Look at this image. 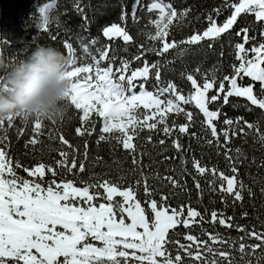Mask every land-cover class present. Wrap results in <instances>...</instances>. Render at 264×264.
<instances>
[{
    "label": "snow or ice",
    "instance_id": "snow-or-ice-1",
    "mask_svg": "<svg viewBox=\"0 0 264 264\" xmlns=\"http://www.w3.org/2000/svg\"><path fill=\"white\" fill-rule=\"evenodd\" d=\"M135 4L139 5L140 0H135ZM75 7L82 16V34L76 38L77 43L74 45L69 32L63 40V46L71 60L67 76L72 80V87L67 99L76 110L82 112L79 118L80 126L74 130L76 135L83 137L85 134H93L95 121L91 116L95 113L102 120L97 143L114 139L118 144H122L124 149L135 153L133 138L138 137L145 127L162 131L165 136H171L173 130H178L181 134L188 133L195 123L194 114L186 111L181 105L194 103L203 114L201 124L204 136L210 135L214 138L207 139V144H215L217 155H220V149H223L230 174L216 166L208 169L194 157L192 166L200 176L211 172L209 190L221 195L220 203L224 208L212 209L210 219L206 220L207 208L202 213L190 203L181 204L179 208L172 207L169 198L179 193L161 194L158 201L154 197L159 189L148 184V176L143 171H139L138 178L127 183L126 187L121 183L127 182L124 175L110 180L101 179L98 174L92 173L88 179L80 178L77 181L75 177L78 173L85 172V163L77 159L78 149L63 135L60 140L72 151H60L61 158L55 159L54 163L40 161L35 166H29L16 160L13 166V160L7 151L8 145L5 143L7 136H0V144L4 145L0 147V264H188L189 261L196 264H264V231H257L255 226L249 231L246 226L235 223L237 202L245 200V192L249 197L254 193L252 188L239 178L237 165L247 159L246 154L240 147L234 150L229 147L232 138L239 135H251L255 143L264 146V0H224L220 8L213 9L216 16L222 14V9L229 10L230 14L222 24L218 25L209 13L206 29L202 32L194 31L181 40L175 37L169 39L171 29L185 26L184 22L191 8L178 11L171 3H165V0H152L146 5V10L148 13H156V19L149 17V24L154 30L142 33L146 41L150 42L149 46L146 47L144 43L137 46L130 31L121 26V23L112 22L102 28V37L107 41L119 38L126 46L137 47V54L131 59H118L117 50L111 44L103 42L100 37L92 38L88 33L89 18L84 14L87 5L82 7L76 3ZM52 9L51 3L39 8L42 21L40 27L45 31L49 30L52 23ZM136 10L134 6L131 12L133 21L139 20ZM242 13L253 14L254 22H259L258 36L247 26L235 32V36L240 37L243 42L234 44L235 60L238 64L232 63L227 74H224L218 65L204 71L197 66L192 72H182L181 76L191 85V91L187 95L171 80L166 83L162 81L161 69L170 63L169 61L149 62L146 59L148 53L164 57L170 50H176L178 58L190 52V46L198 45L201 41L220 40L237 24ZM119 19L121 22L126 21L128 13L122 9ZM0 43L11 47V43L2 41V38ZM208 47L211 48L212 44H208ZM221 47L223 49L224 45ZM78 50L80 56H77ZM127 50L125 47L124 51ZM249 52L253 54L251 58ZM223 55L224 51L221 50L220 56ZM142 57L143 66L131 70L130 75H126L131 63L141 60ZM78 59L83 61L79 66ZM12 62L15 63V60ZM117 63L119 66L114 70L113 65ZM153 71L156 84L152 87L155 92L147 91L144 87ZM197 76L202 82H198ZM137 78L144 81L139 85V94L133 91ZM245 78H250L247 84L243 83ZM0 84H5V78L2 76ZM233 97L244 98L247 103L241 106L248 111H251V106L261 110L258 118L253 121L243 116L228 118L222 108L230 105L229 98ZM140 105H143V109L154 108V111L151 114L138 111ZM168 113H175L177 116L182 114L188 123L177 124L173 120L170 125ZM20 118L27 125L28 120ZM44 119L48 118L37 115L32 129L35 135L25 143L26 148L32 145L34 152H43V149H36L35 146L43 143L40 136ZM149 120L153 122L148 123ZM5 122L11 128L14 118L0 120V132L4 131ZM158 125L162 127L158 128ZM190 134L197 139L201 138L196 132ZM151 139L149 136L148 140ZM164 143L163 139L159 141L160 145ZM172 145L178 152L183 149L179 137L172 140ZM233 151L235 155L231 154ZM83 155L87 159V140L84 143ZM261 163L264 164V161ZM132 164L134 167L131 173L135 175L139 168L135 155ZM183 164H186V161L182 158ZM18 169H22L28 177H38L41 182H45L46 173H51L52 178L46 182L47 187H43L36 179L19 175ZM69 174L74 179L61 178L59 182L56 179ZM157 178L169 181L173 189L186 191L172 176L160 178L157 174ZM193 179L195 180V177ZM141 187L145 206H142L141 199L137 197ZM195 187L198 190V202L202 203L203 188L198 180L195 181ZM100 189H103V193ZM260 192L264 194V187ZM116 197L122 199L116 200ZM99 199L106 202L99 203L97 207L93 201ZM240 206L243 207L242 204ZM228 208L233 209L232 215L226 214ZM241 215L242 218H247L249 213L243 211ZM126 220H130V223ZM205 223L213 228L219 225L225 230L235 229L243 235L231 237L219 231L209 232L203 227ZM195 224L201 225L199 235L182 234L178 231V226L191 229ZM57 226L62 230H57ZM181 235L187 244L181 243L178 238ZM202 236L207 239H202ZM89 238L100 242L102 246H95L89 242ZM245 238L254 239L256 243H246ZM224 245H227V248H224Z\"/></svg>",
    "mask_w": 264,
    "mask_h": 264
},
{
    "label": "trees",
    "instance_id": "trees-1",
    "mask_svg": "<svg viewBox=\"0 0 264 264\" xmlns=\"http://www.w3.org/2000/svg\"><path fill=\"white\" fill-rule=\"evenodd\" d=\"M151 2L152 0H140V4L136 5L135 0H0V38H2V41L11 43V47L8 44L0 43V56L5 59L7 64L13 65L20 59L30 55L31 51L38 44H50L67 55L66 48L63 46L65 36L70 32L71 42L75 45L77 43L76 38L82 34V16L75 7L76 3H79L82 7L87 5L84 8V14L89 18L88 33H90V36L92 38L100 37L103 42L111 44L117 50L118 59H131L133 55L137 54V47L126 46L119 38L115 41H107L106 38L102 37V28L110 25L112 22L121 23V26L126 27L130 31L137 46L141 43H144L146 47L149 46L150 42L146 41V37L142 33L154 30L149 24V17L156 19V13H148L146 10V5ZM48 3L53 5L51 12L52 23L49 26V30L45 31L40 27L42 21L39 15V8ZM165 3H171L178 11L183 8H191V12L184 22L185 26L173 27L169 39L175 37V39L181 40L190 36L194 31L202 32L208 26L207 16L209 13L213 15L218 25L222 24L230 14L229 10L226 9H222V14L219 16H216V13L213 12L214 8L221 7L224 0H165ZM134 6L137 9L136 16L139 17L138 21H133L131 18V12ZM122 9L128 13V19L124 22H121L119 19ZM258 24L259 22H254L253 14L242 13L241 17H238L237 24L229 30V33H225L220 40L201 41L198 45L190 46L191 51L178 58L176 57V50H170L164 57H158L153 53H148L146 59L149 62L160 61L164 63L166 60L169 61L170 63L161 69L162 81L166 83L171 80L187 95L191 91V85L186 78L181 76V73L192 72L197 66L201 68V71H204L213 65H218L222 68L224 74H227L232 63L238 64V61L235 60L234 44L236 42H243L240 37L235 36V32L239 31L241 27L247 26L253 29V34L258 36ZM208 44H212V47L209 48ZM222 44L224 45L223 49L221 47ZM125 47H127V51H124ZM246 47L249 46L246 45ZM221 50L224 51L223 56H220ZM80 55L81 53L78 50L77 56ZM252 55L249 52V58ZM143 59L142 57L141 60H134L126 75H130L131 70L142 67ZM13 60H15V63L12 62ZM82 62L78 59L77 66ZM118 66V63L113 65L114 70ZM6 74V70H0V76L5 78ZM217 75L219 76L220 73L218 72ZM197 79L198 82H202L199 76H197ZM249 79L245 78L243 83L247 84ZM134 83L136 84L134 90H136L144 81L142 78H137ZM155 84L156 81L153 71L150 73L148 82L144 84L145 90L155 92V88L152 87ZM212 91L214 92L215 89ZM161 99H164V97H161ZM229 99L231 101L230 105L222 108V112L226 113L228 118L235 119L236 117L243 116L249 121L258 118L261 110L255 106H251V111L243 108L241 105L247 103L244 98L233 97ZM68 104V112L63 118L59 120L44 119L42 121V134L40 139L43 143L35 146L36 149H43L42 153L40 151L34 152L32 145H28L27 148L25 147L26 141L35 135L32 131L35 118L28 120L27 125H25L22 118L17 117L14 119L11 128L5 122V129L3 132H0V136H7L5 143L8 145L7 151L13 160V166L16 160L29 166H35L40 161L48 164L54 163L55 159L61 158L59 156L60 151H72V149L64 145L60 140V136L63 135L74 148L78 149L77 159L85 163V172L78 173L75 177L77 181L80 178L88 179L92 173L98 174L101 179L110 180H116L118 176L124 175L127 178V182L122 181L121 183L126 187L127 183L134 182L138 178L139 171H143L148 176V184L152 188L159 189V192L154 197L158 201L161 194L179 193V195L170 196V205L179 208L181 204L188 205L190 203L192 207L197 208L202 213L207 208L208 215L206 216V220L210 219L212 209L221 210L224 208V205L220 203L221 195L218 192L213 193L209 190L208 182L212 179L211 172H206L204 176H200L192 166V159L194 157L208 169L216 166L219 170L230 174L227 167L228 162L223 155V149H220L221 154L217 155V147L215 144L212 146L207 144V139L214 138L210 135L207 137L204 136L201 124L204 119L203 114L199 112V109L195 107L194 103L181 105L186 111H191L194 114L195 123L190 127L188 133L181 134L178 130H173L171 136H165L162 131L151 130L145 127L138 137L133 138L132 143L136 145L135 153L131 150L124 149L122 144H118L114 139L101 141L98 144L97 140L100 134V128L102 127V120L95 113L91 116V119L95 121V131L93 134L91 136L87 134L83 137L77 136L74 130L77 126H80L81 122L79 118L82 112L76 110L70 102ZM214 107L215 105L212 106L213 110ZM138 111L151 114L154 110L140 107ZM167 115L170 125L173 120L177 124L188 123L182 114L177 116L175 113H168ZM152 122L153 120L148 121V123ZM160 127L162 126L158 125V128ZM218 127H223V125H218ZM245 130L247 131L246 128ZM191 132H196L201 138L197 139V137L190 134ZM49 134L51 139H49ZM149 136L152 137L151 141L148 140ZM177 137H179V141L183 145V149L179 152L172 145V140ZM161 139L165 141L163 145L159 144ZM86 140L88 141L87 159L83 155ZM3 146L0 144V147ZM229 147L233 150L240 147L246 154L247 159L237 165L239 168V178L248 187H251L254 193L253 196L249 197L247 192H245V200L243 202H237L235 223L246 226L249 231L253 229V226H255L257 231H264V194L260 192V189L264 187V164L261 163L264 161V146L255 143L251 135L247 137L239 135L232 138ZM231 154L235 155V152L233 151ZM133 155L139 161V168L135 175L131 173V169L134 167L132 164ZM253 157H255V161H253ZM182 158L186 161V164L182 165ZM185 168L187 171H184ZM17 172L27 179H36L37 182H41L38 177H28L22 169H18ZM157 174L160 178L172 176L184 186L186 191L173 189L169 181L158 179ZM193 177H195V180ZM51 178V173H46L45 182H41L42 186L47 187L46 182ZM61 178L65 180L74 179L70 174L57 177L56 179L59 182ZM196 180L200 182L203 188L202 203L198 202V190L195 187ZM218 185L219 181H217V187ZM100 192L103 193V189H100ZM137 197L141 199L142 206H145L142 187L137 193ZM229 199L231 201V198ZM104 202L106 201L103 199L94 201L96 205ZM241 204L243 207L240 206ZM243 211L249 213L247 218H242L241 214ZM226 214L232 215L233 209L228 208ZM203 227L207 228L209 232L219 231L231 237L243 235V233H239L235 229L225 230L219 225L213 228L212 225L205 223ZM200 229V224L193 225L191 229H184L182 225L178 226V231L182 234L191 233L199 235ZM178 238L181 243H188L183 239V235ZM201 238L207 239L206 236H202ZM245 242L256 243L254 239L248 240L247 238H245ZM216 246L220 247V245ZM223 247L227 248V245ZM188 264H196V262L189 261Z\"/></svg>",
    "mask_w": 264,
    "mask_h": 264
},
{
    "label": "clouds",
    "instance_id": "clouds-1",
    "mask_svg": "<svg viewBox=\"0 0 264 264\" xmlns=\"http://www.w3.org/2000/svg\"><path fill=\"white\" fill-rule=\"evenodd\" d=\"M70 58L57 47L38 44L26 58L13 65L0 56V70H6L0 84V120L37 115L51 120L63 118L69 109L67 95L72 80L67 76Z\"/></svg>",
    "mask_w": 264,
    "mask_h": 264
},
{
    "label": "rangeland",
    "instance_id": "rangeland-1",
    "mask_svg": "<svg viewBox=\"0 0 264 264\" xmlns=\"http://www.w3.org/2000/svg\"><path fill=\"white\" fill-rule=\"evenodd\" d=\"M134 89H135V88H134ZM134 89H133V91H135L136 94H139V92H140V88L137 87L136 90H134ZM140 107H143V105H140ZM150 110H154V108H153V109H150ZM115 199H116V200H120V199H122V198H120V197H116ZM93 203H94V201H93ZM84 206H86V205H84ZM96 206L98 207V205H96ZM117 219H119V217H117ZM126 222H127V223H130V220H126ZM57 230H62V229H60L59 226H57ZM138 230H139V231H142V229H138ZM89 242L94 243L95 246H102L100 242H98V241H92L91 238H89ZM129 251H131V250H129Z\"/></svg>",
    "mask_w": 264,
    "mask_h": 264
}]
</instances>
